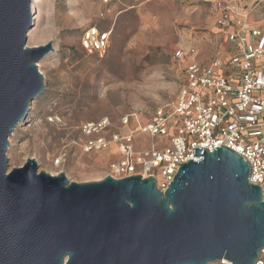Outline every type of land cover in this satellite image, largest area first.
<instances>
[{
  "label": "water",
  "instance_id": "95a60500",
  "mask_svg": "<svg viewBox=\"0 0 264 264\" xmlns=\"http://www.w3.org/2000/svg\"><path fill=\"white\" fill-rule=\"evenodd\" d=\"M32 0H0V264H253L264 246V200L233 149L193 147L164 191L151 176L69 181L8 170L6 150L44 90L37 62L51 41L27 46Z\"/></svg>",
  "mask_w": 264,
  "mask_h": 264
},
{
  "label": "rangeland",
  "instance_id": "374dc122",
  "mask_svg": "<svg viewBox=\"0 0 264 264\" xmlns=\"http://www.w3.org/2000/svg\"><path fill=\"white\" fill-rule=\"evenodd\" d=\"M218 1L228 0H39V16L30 28L37 42L27 37L26 45L51 41L53 51L37 62L43 92L8 138V170L34 158L38 171L63 172L69 181L105 177L108 163L119 158L117 146L86 152L84 143L124 133L125 118L134 129L176 98L184 80L172 60L176 48L194 47L191 62L223 55L215 38ZM88 26L110 31L103 55L80 45ZM103 119L108 125L98 134L82 132L83 123ZM171 135H136L133 144L136 149L152 142L173 148Z\"/></svg>",
  "mask_w": 264,
  "mask_h": 264
},
{
  "label": "built area",
  "instance_id": "2783aa9c",
  "mask_svg": "<svg viewBox=\"0 0 264 264\" xmlns=\"http://www.w3.org/2000/svg\"><path fill=\"white\" fill-rule=\"evenodd\" d=\"M217 32L223 55L218 52L205 62L188 61L195 53L176 48L172 53L184 80L176 98L158 106L148 122L109 138L98 135L84 143V151H101L117 146L119 158L108 163L113 178L140 175L153 177L158 190L164 191L179 166L193 156V147L213 148L221 144L233 149L250 166L249 182L260 186L264 200V22H253L255 14L264 18V0L218 1L214 5ZM110 31L95 26L84 28L80 45L88 53L103 55ZM108 125L106 119L85 122L81 130L98 134ZM173 148L154 142L136 149V135H168ZM61 158L55 161L60 163ZM207 264H232L220 259ZM253 264H264V246Z\"/></svg>",
  "mask_w": 264,
  "mask_h": 264
},
{
  "label": "bare ground",
  "instance_id": "6f19581e",
  "mask_svg": "<svg viewBox=\"0 0 264 264\" xmlns=\"http://www.w3.org/2000/svg\"><path fill=\"white\" fill-rule=\"evenodd\" d=\"M39 0H32L31 1V5H30V8H31V11H32V22L34 23L37 19H38V16H39V10H35V4H37ZM36 13V15L33 17V15ZM27 37L30 41V43H35L37 42V34L35 32V29H30L28 30L27 32Z\"/></svg>",
  "mask_w": 264,
  "mask_h": 264
},
{
  "label": "crops",
  "instance_id": "0c3cea01",
  "mask_svg": "<svg viewBox=\"0 0 264 264\" xmlns=\"http://www.w3.org/2000/svg\"><path fill=\"white\" fill-rule=\"evenodd\" d=\"M239 1H244V0H239ZM255 19L256 20H253V22H257V23H263L264 22L262 15L255 14ZM200 61L205 62V60H203V59H201Z\"/></svg>",
  "mask_w": 264,
  "mask_h": 264
}]
</instances>
